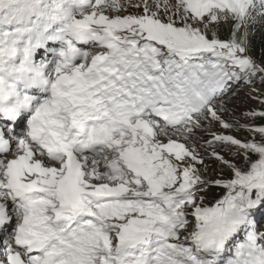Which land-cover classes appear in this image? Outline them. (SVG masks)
<instances>
[{
	"label": "snow or ice",
	"instance_id": "snow-or-ice-1",
	"mask_svg": "<svg viewBox=\"0 0 264 264\" xmlns=\"http://www.w3.org/2000/svg\"><path fill=\"white\" fill-rule=\"evenodd\" d=\"M255 31L264 0H0V264H264V126L222 118Z\"/></svg>",
	"mask_w": 264,
	"mask_h": 264
},
{
	"label": "rangeland",
	"instance_id": "rangeland-1",
	"mask_svg": "<svg viewBox=\"0 0 264 264\" xmlns=\"http://www.w3.org/2000/svg\"><path fill=\"white\" fill-rule=\"evenodd\" d=\"M125 4L128 3V0H123ZM234 93L232 95L226 96L224 98L223 103L225 104L227 111L222 113V118L233 125H236L238 122L240 125H255V126H264V124L259 125L260 119H253L251 117L245 119L244 114L249 111H264V104H262V100H264V89L259 86L258 77H254L250 82L238 81L233 84ZM205 127L207 130H201L198 133L199 136L203 138L198 139V146L200 150L212 152L213 148L208 147L206 141L212 139V133L216 134H227V135H237L231 133L230 130H224L220 128L217 124L209 125L205 122ZM231 130H235L236 133H244L245 136L251 137L253 134L247 131L245 128H240L234 126ZM241 137V138H243ZM240 138V137H239ZM226 158L230 155L227 151L221 153ZM209 167H217L215 164H210ZM219 175V173H217ZM258 218L264 223V215H259Z\"/></svg>",
	"mask_w": 264,
	"mask_h": 264
},
{
	"label": "trees",
	"instance_id": "trees-1",
	"mask_svg": "<svg viewBox=\"0 0 264 264\" xmlns=\"http://www.w3.org/2000/svg\"><path fill=\"white\" fill-rule=\"evenodd\" d=\"M250 55H252L253 59L257 61V63L260 62L261 59H264V31H255V34L251 38V52ZM259 86H261L264 89V83L261 82V78L259 75H257ZM259 125L264 124V121L259 120ZM231 133L237 135L238 137H243L244 133H236L235 130H230ZM223 192L219 188H214L213 192L208 197L209 201L214 203L213 197L215 199L222 198Z\"/></svg>",
	"mask_w": 264,
	"mask_h": 264
}]
</instances>
